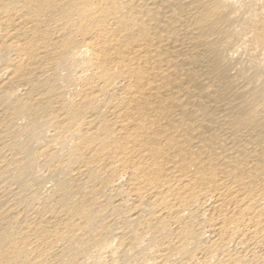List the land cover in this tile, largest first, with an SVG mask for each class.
Instances as JSON below:
<instances>
[{
	"label": "bare ground",
	"instance_id": "bare-ground-1",
	"mask_svg": "<svg viewBox=\"0 0 264 264\" xmlns=\"http://www.w3.org/2000/svg\"><path fill=\"white\" fill-rule=\"evenodd\" d=\"M0 264H264V0H0Z\"/></svg>",
	"mask_w": 264,
	"mask_h": 264
}]
</instances>
